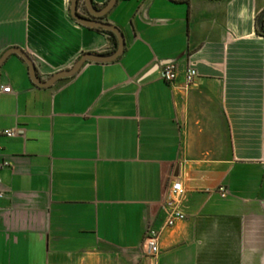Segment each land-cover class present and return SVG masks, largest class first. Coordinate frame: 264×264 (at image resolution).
Wrapping results in <instances>:
<instances>
[{
    "label": "crops",
    "instance_id": "crops-1",
    "mask_svg": "<svg viewBox=\"0 0 264 264\" xmlns=\"http://www.w3.org/2000/svg\"><path fill=\"white\" fill-rule=\"evenodd\" d=\"M263 8L117 0L102 19L123 31V53L49 86L9 55L0 67V88L10 87L0 92V264H264ZM79 11L90 17L82 0ZM13 46L45 80L113 43L78 23L70 0H0V56ZM168 62L179 71L173 83L161 75ZM188 66L197 71L190 86ZM9 128L16 134L2 133ZM175 179L186 218L163 229L157 256L145 254Z\"/></svg>",
    "mask_w": 264,
    "mask_h": 264
},
{
    "label": "water",
    "instance_id": "water-1",
    "mask_svg": "<svg viewBox=\"0 0 264 264\" xmlns=\"http://www.w3.org/2000/svg\"><path fill=\"white\" fill-rule=\"evenodd\" d=\"M116 1L117 0H108L102 7H97L95 6L92 0H82L86 10L90 15L89 17L83 15L79 11V0H70V14L78 23L88 27L102 28L104 30L111 31L116 36L117 48L114 52L108 54L84 52L80 55V57L74 62V64L70 68L56 71L48 79L44 80L38 75L35 62L31 55L21 47L13 46L6 49L1 54L0 67L9 55H11L12 53H17L26 62L28 66V73L32 82L38 86H49L58 79L66 78L77 73L86 61L106 63L116 60L124 51V33L117 25L102 19V17L112 9Z\"/></svg>",
    "mask_w": 264,
    "mask_h": 264
},
{
    "label": "built area",
    "instance_id": "built-area-1",
    "mask_svg": "<svg viewBox=\"0 0 264 264\" xmlns=\"http://www.w3.org/2000/svg\"><path fill=\"white\" fill-rule=\"evenodd\" d=\"M162 77L169 83H173L179 76L178 67L175 62H168L164 64L161 70ZM197 77V71L193 66H188L184 72V81L186 86H190L195 83ZM10 87H1L0 92L9 91ZM3 134L12 136L16 134L15 128H9L2 131ZM6 165L7 163H3ZM170 195L166 201L165 207L167 209V216L165 222L161 228L149 227L146 232L142 243V250L145 254L157 256L160 252V237L163 229L171 227L177 222L186 218V214L181 209V201L185 194V189L180 180L175 179L170 184ZM218 191L224 194L226 187L221 185L218 187ZM3 192L0 191V197H3Z\"/></svg>",
    "mask_w": 264,
    "mask_h": 264
},
{
    "label": "trees",
    "instance_id": "trees-1",
    "mask_svg": "<svg viewBox=\"0 0 264 264\" xmlns=\"http://www.w3.org/2000/svg\"><path fill=\"white\" fill-rule=\"evenodd\" d=\"M179 1H186V2H188L189 0H179ZM95 6H97V5L95 4ZM84 9H86L85 6H84ZM187 14L189 16V10L187 11ZM96 29L98 31H104V32L108 33L109 36H110V38H111V40H112V43H113L112 48L109 51H106L104 53L108 54V53L114 52L116 50V48H117V38H116V36L111 31L104 30L102 28H96ZM256 31L260 35H263L264 36V8L256 16Z\"/></svg>",
    "mask_w": 264,
    "mask_h": 264
},
{
    "label": "flooded vegetation",
    "instance_id": "flooded-vegetation-1",
    "mask_svg": "<svg viewBox=\"0 0 264 264\" xmlns=\"http://www.w3.org/2000/svg\"><path fill=\"white\" fill-rule=\"evenodd\" d=\"M86 10V9H85Z\"/></svg>",
    "mask_w": 264,
    "mask_h": 264
}]
</instances>
